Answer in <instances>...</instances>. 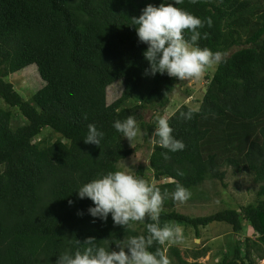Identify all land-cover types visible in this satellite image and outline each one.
<instances>
[{
	"label": "trees",
	"instance_id": "1",
	"mask_svg": "<svg viewBox=\"0 0 264 264\" xmlns=\"http://www.w3.org/2000/svg\"><path fill=\"white\" fill-rule=\"evenodd\" d=\"M160 3L0 0V103L6 107H0V264H56L66 249L82 250L88 237L115 249L118 240L146 233V223L124 229L111 215L94 219L87 213L92 201L75 191L135 154L112 126L129 115L150 144L147 164H139L135 175L162 191L171 193L180 183L193 201L205 182L223 183L226 169L258 185L256 204L206 217L178 213L169 195L161 225L177 222L199 238L200 228L213 223L235 235L248 224L255 239L235 237L220 264L264 261V0H183L179 7L212 21L199 29V45L222 54L214 70L188 88L167 74H144L147 45L139 42L132 18ZM32 65L43 86L26 100L6 79ZM115 83L121 95L108 104L106 92ZM180 87L185 97L198 87L204 91L196 106L182 104L167 116L186 148L165 160L167 150L152 135L154 117L170 110ZM189 109L193 118H181ZM146 111L152 112L148 122ZM90 123L104 132L99 146L84 142ZM206 252L186 254L190 263L172 248L171 264H201Z\"/></svg>",
	"mask_w": 264,
	"mask_h": 264
},
{
	"label": "clouds",
	"instance_id": "2",
	"mask_svg": "<svg viewBox=\"0 0 264 264\" xmlns=\"http://www.w3.org/2000/svg\"><path fill=\"white\" fill-rule=\"evenodd\" d=\"M182 3L183 0H162L159 6L148 4L138 17L132 18L139 42L147 45L143 52L149 65L145 75L167 74L179 81L200 79L208 68L221 59L219 51L213 52L198 43L202 38L199 29L205 23L210 27L211 19L202 20L179 7ZM186 34L190 35L186 38ZM206 36L207 33L204 34ZM180 117L191 120L193 111H182ZM154 121L156 127L152 135L157 138L156 144L167 150L161 153L165 160L170 158L169 153L186 148L184 141L174 135L167 116L158 114ZM112 126L129 141L143 134L134 115L124 120L118 119ZM103 137L104 132L95 124H88L85 143L99 146ZM184 174L177 169V175ZM75 191L79 199L92 201L87 213L94 219L107 221L111 215L113 223L124 229H134L137 222L146 223V233L118 240L114 243L115 249L110 247L113 243L101 245L95 237H88L82 250L77 248L72 252L66 249L58 256L56 264H171L161 247L151 249L154 245L180 244L185 240L184 228L179 223L167 222L161 225L160 216L169 195L180 204L190 200L192 192L187 187L177 183L171 193L168 189L162 191L127 167L126 170L99 173Z\"/></svg>",
	"mask_w": 264,
	"mask_h": 264
},
{
	"label": "rangeland",
	"instance_id": "3",
	"mask_svg": "<svg viewBox=\"0 0 264 264\" xmlns=\"http://www.w3.org/2000/svg\"><path fill=\"white\" fill-rule=\"evenodd\" d=\"M216 64L211 66L214 70ZM208 68V71L211 69ZM187 80L182 81L185 87H191L193 79L187 83ZM6 81H9L14 89L20 93L24 99L28 100L30 96L39 90L43 83L40 80L35 66H29L22 71L10 76ZM183 89H178L175 95L172 96V106H169L170 110L164 113V116H170L182 104H187L190 107L196 106L194 100L198 101L202 97L203 89L196 88L193 92H190V97H185L182 92ZM122 86L120 83H115L107 89L106 101L111 104L121 95ZM200 102V101H199ZM199 105V103H198ZM0 107L6 108L0 103ZM198 107V106H197ZM152 115V112H144V121L148 122ZM124 143L131 149L135 150V154L126 160L118 164L119 170H126L130 167L134 170V174L139 164L146 165L149 157L150 144L144 141L143 136L140 135L136 139L129 141L124 138ZM150 142H153L151 138ZM165 181H162L164 183ZM258 185L254 184L252 178L245 174L234 175L230 169H226V176L223 183L218 181L205 182L200 189L197 190L195 200L180 204L177 202L175 210L189 217H206L213 215L222 210H238V208L245 207L247 205L256 204V192ZM202 193L201 197L198 194ZM181 225V224H180ZM185 240L180 244H165L166 255L170 258L171 262L175 263V258L171 254V249H177L180 257L187 262L193 260L186 254H190L195 250L207 248L206 255L203 258L197 260L201 264H220L222 256L232 246L235 237L244 241L246 239H255L251 233L248 224H244V229L239 234H234L231 228L223 223H213L205 228H200L199 238H195L194 231L192 229H186ZM260 264H264L261 262Z\"/></svg>",
	"mask_w": 264,
	"mask_h": 264
},
{
	"label": "built area",
	"instance_id": "4",
	"mask_svg": "<svg viewBox=\"0 0 264 264\" xmlns=\"http://www.w3.org/2000/svg\"><path fill=\"white\" fill-rule=\"evenodd\" d=\"M261 262H263V263H264V261H260V262H258V264H260Z\"/></svg>",
	"mask_w": 264,
	"mask_h": 264
}]
</instances>
